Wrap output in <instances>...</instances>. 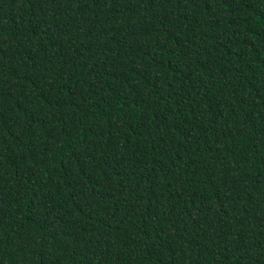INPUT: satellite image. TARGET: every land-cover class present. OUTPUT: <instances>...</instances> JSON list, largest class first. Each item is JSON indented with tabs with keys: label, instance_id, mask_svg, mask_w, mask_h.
Wrapping results in <instances>:
<instances>
[{
	"label": "trees",
	"instance_id": "trees-1",
	"mask_svg": "<svg viewBox=\"0 0 264 264\" xmlns=\"http://www.w3.org/2000/svg\"><path fill=\"white\" fill-rule=\"evenodd\" d=\"M0 264H264V0H0Z\"/></svg>",
	"mask_w": 264,
	"mask_h": 264
}]
</instances>
